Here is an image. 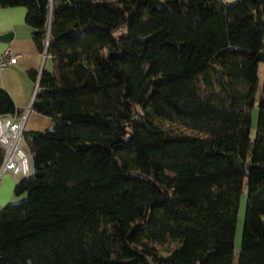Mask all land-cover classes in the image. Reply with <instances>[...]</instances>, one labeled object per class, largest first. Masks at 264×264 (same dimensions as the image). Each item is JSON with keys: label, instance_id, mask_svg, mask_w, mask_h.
Instances as JSON below:
<instances>
[{"label": "trees", "instance_id": "trees-1", "mask_svg": "<svg viewBox=\"0 0 264 264\" xmlns=\"http://www.w3.org/2000/svg\"><path fill=\"white\" fill-rule=\"evenodd\" d=\"M19 5L55 125L24 135L0 264H264V0H0Z\"/></svg>", "mask_w": 264, "mask_h": 264}, {"label": "crops", "instance_id": "crops-1", "mask_svg": "<svg viewBox=\"0 0 264 264\" xmlns=\"http://www.w3.org/2000/svg\"><path fill=\"white\" fill-rule=\"evenodd\" d=\"M26 17L24 6L0 7V35L8 32L14 33L10 42L0 40V55L6 48H10L19 55L15 64L0 68V88L9 92L20 114L29 110L25 126L27 133L33 130L48 129L54 122L50 117L34 111L31 106L36 93L35 85L39 78L38 75L44 69L52 70L53 63L48 54L39 50L32 37L34 29L26 23ZM36 76H38L37 79ZM18 181L8 172L1 173L0 210L9 202H15L14 187Z\"/></svg>", "mask_w": 264, "mask_h": 264}, {"label": "built area", "instance_id": "built-area-1", "mask_svg": "<svg viewBox=\"0 0 264 264\" xmlns=\"http://www.w3.org/2000/svg\"><path fill=\"white\" fill-rule=\"evenodd\" d=\"M43 51L44 54H47L46 45ZM2 53L0 55V68L15 64L19 58V55L10 48H6ZM38 82L39 78L35 85L36 93ZM28 112L29 110L24 114H20L15 109L12 112L0 114V152L2 153L0 175L3 172H8L17 180H20L30 175L33 170V156L25 146L24 139Z\"/></svg>", "mask_w": 264, "mask_h": 264}, {"label": "rangeland", "instance_id": "rangeland-1", "mask_svg": "<svg viewBox=\"0 0 264 264\" xmlns=\"http://www.w3.org/2000/svg\"><path fill=\"white\" fill-rule=\"evenodd\" d=\"M228 2H234L236 0H226ZM259 80H260V86L258 87L257 89V94H256V100L254 101V106L252 107V112H251V117H252V124H251V130H252V135L255 136L256 134V125H258V112H259V105H258V101L260 100L261 98V90H262V87H263V82H264V64L259 62ZM55 125V123L53 125H51L50 128H53ZM170 127L171 129H174V131L177 129L178 131L181 129V131H185L184 128H182V126L180 125H177V124H170ZM47 128H45L44 130H46ZM27 145V144H26ZM25 145V146H26ZM246 186L243 187V194L241 196V199L239 201V211L237 213V218H238V221H237V226L235 228V231H236V236L234 238V243L236 244V252L238 253V251H240V246H241V243H240V240L242 238V225L244 224V215H245V212H246V200H248V193H247V190H246ZM26 195H22V196H16L15 198V202L19 201V200H22ZM264 217V216H263ZM171 246H174V244H171ZM160 251L162 252L163 255H167L169 252L168 250L166 251L165 249L161 248Z\"/></svg>", "mask_w": 264, "mask_h": 264}, {"label": "water", "instance_id": "water-1", "mask_svg": "<svg viewBox=\"0 0 264 264\" xmlns=\"http://www.w3.org/2000/svg\"><path fill=\"white\" fill-rule=\"evenodd\" d=\"M41 32H42L41 30H33L32 34H37ZM13 34H14L13 32H8L6 34L0 35V40L4 42H8V41L10 42ZM257 60L264 64V51H260L259 53H257Z\"/></svg>", "mask_w": 264, "mask_h": 264}]
</instances>
